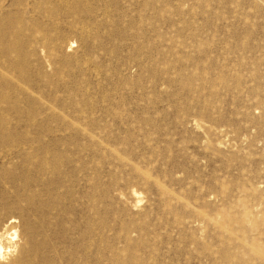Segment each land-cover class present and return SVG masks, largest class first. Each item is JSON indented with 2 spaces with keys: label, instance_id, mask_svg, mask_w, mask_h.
Here are the masks:
<instances>
[{
  "label": "rangeland",
  "instance_id": "374dc122",
  "mask_svg": "<svg viewBox=\"0 0 264 264\" xmlns=\"http://www.w3.org/2000/svg\"><path fill=\"white\" fill-rule=\"evenodd\" d=\"M0 203L54 264H264V0H0Z\"/></svg>",
  "mask_w": 264,
  "mask_h": 264
},
{
  "label": "bare ground",
  "instance_id": "6f19581e",
  "mask_svg": "<svg viewBox=\"0 0 264 264\" xmlns=\"http://www.w3.org/2000/svg\"><path fill=\"white\" fill-rule=\"evenodd\" d=\"M13 31L15 37L23 36V32L25 35V29H23V24L14 25ZM15 40L16 41L13 43V46L10 50L13 54H17L18 40L17 39ZM46 47L47 49L61 48L59 43H53V42H45V48ZM132 194L134 198L135 197L138 198V201L136 200L137 203L135 204V206L139 207L140 199L139 197L136 196L137 192L133 190ZM4 205L5 204L0 203V264H54L53 262H49L48 259L43 260L40 259V257L38 256V251L40 248L47 249L48 247L47 245H45V243L44 244L38 243L36 240H34V232L32 231L33 229L30 231V239L26 241H19V234L18 231L16 230L17 227L16 223L18 218H16L15 216H11L8 220H6L5 218L1 217V210H3ZM255 248L254 247L246 248L244 246H240V249L242 252H244V255H246V253L250 255H255L257 253V250ZM50 250L51 252L54 251L52 248ZM134 263L135 262H133V264Z\"/></svg>",
  "mask_w": 264,
  "mask_h": 264
}]
</instances>
